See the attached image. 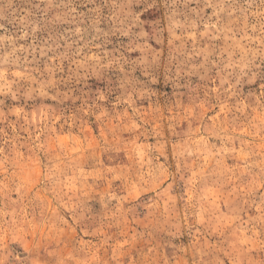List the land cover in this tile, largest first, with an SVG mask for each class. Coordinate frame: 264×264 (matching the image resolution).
<instances>
[{
	"label": "rangeland",
	"instance_id": "obj_1",
	"mask_svg": "<svg viewBox=\"0 0 264 264\" xmlns=\"http://www.w3.org/2000/svg\"><path fill=\"white\" fill-rule=\"evenodd\" d=\"M0 264H264V0H0Z\"/></svg>",
	"mask_w": 264,
	"mask_h": 264
}]
</instances>
